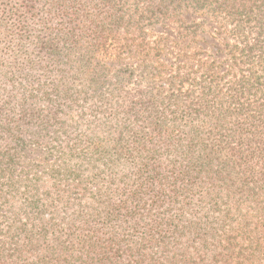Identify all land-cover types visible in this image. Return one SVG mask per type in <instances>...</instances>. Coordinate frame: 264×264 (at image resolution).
I'll use <instances>...</instances> for the list:
<instances>
[{"label": "rangeland", "instance_id": "rangeland-1", "mask_svg": "<svg viewBox=\"0 0 264 264\" xmlns=\"http://www.w3.org/2000/svg\"><path fill=\"white\" fill-rule=\"evenodd\" d=\"M37 9L24 35L0 21V241L18 242L28 263L204 264L195 229L204 190L117 152L177 131L157 124L156 100L190 91L204 62L217 66L215 82L229 79L232 26L208 6L171 0Z\"/></svg>", "mask_w": 264, "mask_h": 264}, {"label": "trees", "instance_id": "trees-1", "mask_svg": "<svg viewBox=\"0 0 264 264\" xmlns=\"http://www.w3.org/2000/svg\"><path fill=\"white\" fill-rule=\"evenodd\" d=\"M39 1L1 0L0 21L6 20L15 35L26 34V21L37 16ZM171 1L194 10L208 6L232 26L235 43L226 45L229 79L222 85L215 82L217 66L204 62L190 91L172 87L156 100L157 124L170 122L177 131H155L150 143L121 147L117 153L144 170H179L190 179L188 190H204L195 228L208 256L204 264H264V0ZM165 153L176 158L163 166L159 157ZM177 195L172 194L176 199ZM172 228L164 232L166 244ZM17 243L1 239L0 264H39L22 259ZM50 260L71 262L68 255Z\"/></svg>", "mask_w": 264, "mask_h": 264}]
</instances>
